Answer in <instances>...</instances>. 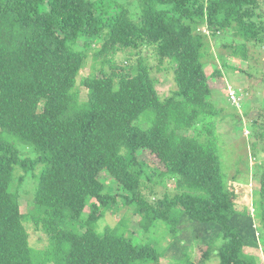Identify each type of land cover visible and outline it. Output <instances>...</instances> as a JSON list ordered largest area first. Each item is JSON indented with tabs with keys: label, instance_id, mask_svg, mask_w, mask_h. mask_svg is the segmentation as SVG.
<instances>
[{
	"label": "trees",
	"instance_id": "16d2710c",
	"mask_svg": "<svg viewBox=\"0 0 264 264\" xmlns=\"http://www.w3.org/2000/svg\"><path fill=\"white\" fill-rule=\"evenodd\" d=\"M261 2L139 0L134 16L127 0H0V264H167L166 253L190 264L180 244L186 228L201 243L198 264L212 256L217 264H264L245 251L264 243V162L255 214L235 205L223 175L215 117L222 110L203 67L205 33L197 32L233 29L244 40L232 52L246 58V43L264 45ZM144 48L156 53L157 70L171 69L169 92L157 89ZM89 52L95 71L78 78ZM118 52L126 55L120 63ZM262 116L250 120L254 138L264 137ZM24 147L34 156L21 157ZM142 151L162 168L139 158ZM152 172L161 182L175 177L171 198L151 203L142 193ZM28 173L35 188L22 212ZM124 205L143 233L125 216L98 228ZM157 221L174 231L163 250L149 237ZM28 229L46 243L33 246Z\"/></svg>",
	"mask_w": 264,
	"mask_h": 264
},
{
	"label": "rangeland",
	"instance_id": "374dc122",
	"mask_svg": "<svg viewBox=\"0 0 264 264\" xmlns=\"http://www.w3.org/2000/svg\"><path fill=\"white\" fill-rule=\"evenodd\" d=\"M118 1L121 3L126 2V0ZM127 1L129 10L135 16L139 12V0ZM259 10L264 11V2L259 5ZM197 32L205 33L204 41L208 44V47L205 48L207 53L202 58L203 67L208 75L207 81L213 89L211 92L213 103L219 110H222V113L219 112L215 117L217 120L216 130L223 175L225 179V175H227L228 189H233L234 191L233 201L235 205L240 208L245 206L250 212L256 214V210L259 208L258 179L262 171L260 164L264 162V137L254 138V125L251 124L250 120L251 118H257L261 121L262 115H264V81L262 80L264 77L262 74L264 71V45L246 43L247 57L245 58L240 52H232L235 47L234 44L244 40L236 35L233 29L223 33L220 32L212 37L208 34L206 27L202 25ZM97 43L98 41L90 47L91 51L98 48ZM81 44L82 40H79L75 46L80 48ZM141 53L147 57V62L151 66L150 75L156 81V87L159 92L163 94L169 92L173 88L171 69L164 71L155 68L157 58L156 53L151 48H144ZM125 57L126 55L123 52H118L114 59L120 63ZM134 58V56L131 57L132 62H134ZM93 67V57L89 52L86 63L78 74V78L91 73L94 70ZM214 68H220L221 74L210 76ZM77 88L80 90L79 97L85 99L86 89L81 85H77ZM256 131L258 132V129ZM253 141L255 147L252 149L251 144ZM22 151L21 157L34 156V153L29 151L27 147L22 148ZM144 153L142 151L139 158L151 161L154 166L162 168L158 160ZM148 171L150 172L149 169ZM234 171L237 172L234 173ZM18 172L20 173V171ZM228 172L229 174H227ZM175 182V177H165L161 182L158 176L152 172L148 177L142 178L141 191L149 202L156 203L165 195H169L168 197L171 198L175 194ZM34 188L35 179L28 173L20 186V194L22 196L20 209L22 212L26 211L28 207L26 200L32 198ZM123 216L127 218L130 230L133 229L135 232L143 233L142 228L138 224L140 216L128 210L127 205L119 207L115 213L107 211L98 221V228L116 222ZM173 232L168 229L165 222L157 221L155 226L152 227L149 237L153 241L155 240L156 247L159 250H163L173 240V236H171ZM189 233L187 228L184 229V232L180 234V244L188 245L185 247V252L191 262L190 264H198L196 257L202 254V250H200L201 243L190 239ZM28 234L30 243L33 246L42 247L46 243L45 234L32 231V229H28ZM147 234H144L143 237ZM263 247L264 243L258 249L247 247L245 251L256 255L259 261L264 262ZM166 254L161 259L167 260V264H185L183 262L177 263V260L173 259L174 256ZM182 258L184 257L181 256L180 259ZM217 261V258L212 256L210 260L206 261V264H217Z\"/></svg>",
	"mask_w": 264,
	"mask_h": 264
}]
</instances>
